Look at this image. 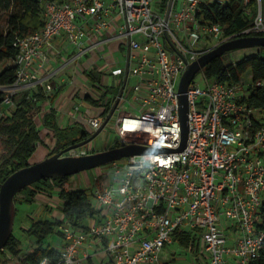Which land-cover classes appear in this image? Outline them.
Segmentation results:
<instances>
[{"label":"built area","instance_id":"obj_1","mask_svg":"<svg viewBox=\"0 0 264 264\" xmlns=\"http://www.w3.org/2000/svg\"><path fill=\"white\" fill-rule=\"evenodd\" d=\"M230 1L173 0L167 18L170 0H161L165 12L154 8L155 0H46L44 26L16 38L17 79L0 86L6 92L0 117L20 91L49 80L44 67L57 38L75 46L79 58L101 46L99 35L114 30L107 40L118 38L129 47L128 81L135 78L139 101H133L135 111L118 118V146L167 149L122 157L125 164L122 158L112 161L113 183H97L92 190L99 217L84 228L62 224L59 254L38 264H167L166 248L179 229L199 236L208 264H250L260 255L264 124L257 125L259 110L245 99L247 86L208 79L202 71L204 85L193 80L189 86V136L178 150L182 76L190 63L230 40L220 23L203 19L202 6ZM245 3L246 14L254 7L257 15L244 32L263 30V0ZM126 71L127 66L112 67L114 75ZM86 119L92 131L102 125L99 116ZM90 153L85 146L71 150L72 155ZM230 226L234 239L227 233Z\"/></svg>","mask_w":264,"mask_h":264},{"label":"trees","instance_id":"obj_2","mask_svg":"<svg viewBox=\"0 0 264 264\" xmlns=\"http://www.w3.org/2000/svg\"><path fill=\"white\" fill-rule=\"evenodd\" d=\"M45 1L0 0V66L8 63L0 71V86L10 85L16 81L17 66L12 63V60L19 50L14 44L15 40L20 35L29 34L44 26L42 6ZM245 10V0H231L225 5L219 2L204 4L201 14L206 21L220 23L224 27L225 35L230 39L247 35H264V29H251L244 32L253 25L257 15L254 7L252 15L246 14ZM254 47L252 54L246 55L236 62L226 63L223 55L212 60L201 71L205 73L208 79L239 82L246 85L249 93L245 99L250 106L259 110L256 123L261 125L264 124V84L259 85L258 83L264 82V46ZM249 70L252 71V76L246 83L243 80V75ZM87 77L93 82V85L101 89L100 70L96 67L92 68L87 71ZM39 85L20 91L14 96V104L4 106L5 114L0 117V139L5 148L0 156V189L2 183L12 173L32 164L31 157L36 152L38 145L44 143L40 123L53 132L56 140L54 147L50 148L47 156L89 138L94 132L83 123L86 128H83L81 135H71L70 130L77 125L62 126L54 108L43 114L41 120L38 121L37 115L46 108L45 101L56 99L58 95V93L53 96L49 95L45 87ZM108 91L101 95L95 91L94 95L88 94L86 96V99L93 105L103 107L99 114L103 121L107 118L117 99V95H114L112 100H108L105 104ZM5 95L6 92L0 90V105L4 104ZM69 177L54 176L41 179L31 186L25 187L16 195L15 203L17 213H19V203H32L38 199L40 194L50 196L54 188L61 187L59 197L63 201L64 216L61 219L33 217L28 227H20L22 234L13 231L6 247L0 251V264H3L7 259H16L18 264H38L44 257L57 256L60 246L48 242L47 238L55 232L61 234L58 226L69 222L77 228H84L89 223V219L99 217L100 212L93 200V194L91 195L84 189H68L66 182ZM21 194L22 196H20ZM261 214L263 218L261 226L264 227V206ZM24 237L30 240L28 245L25 244ZM175 239H179L186 245L199 247V236L189 230H177ZM167 264L169 263L167 262ZM250 264H264V246L260 255L254 258Z\"/></svg>","mask_w":264,"mask_h":264},{"label":"rangeland","instance_id":"obj_3","mask_svg":"<svg viewBox=\"0 0 264 264\" xmlns=\"http://www.w3.org/2000/svg\"><path fill=\"white\" fill-rule=\"evenodd\" d=\"M154 8L159 12H165V7L162 6L161 0H155L153 3ZM43 14V12H42ZM44 15V14H43ZM44 18V17H43ZM122 21V20H121ZM117 33L119 30L116 31ZM120 40L116 39L106 44L105 47L95 49L92 52L88 53L87 56H83L81 59L78 60V62L75 64L74 68H76L79 71H83L85 66H92L96 60V63L99 67L106 64L107 61L111 62L114 66L119 65L121 67H124L126 65V58L124 51L120 50L119 48ZM255 47H244V48H238L232 51L227 52L224 54V60L226 63L230 62H236L240 60L241 58L245 57L246 55H250L253 53ZM2 64L0 66V71L7 65ZM110 68L109 66L105 67V71L109 72ZM252 76V71L249 70L246 74L243 75V80L247 83ZM101 77L104 78L107 87L110 88V94L118 95L120 92V88L117 83L119 80L124 79V75L122 76H114L109 74H106L103 72L101 74ZM84 79V86L87 89H91V81ZM135 83V78L131 77L129 79V82L127 84L125 93H124V99L122 100V103L120 104V107L115 111L114 115L110 119V121L107 123L105 128L90 142L85 144L84 146L90 149L92 152H98L102 150H106L112 147L118 146L120 143V135L117 131V122L118 118L121 113L123 112H129V111H135L136 109L133 106L134 96H135V90L133 88V85ZM205 83V77L202 71H199L195 78H194V84L195 85H201L203 86ZM97 94H102L105 90L103 89H95ZM82 102V101H80ZM139 102V101H135ZM81 112L79 113L80 116H83V119L85 120L86 117L89 116H98L101 112V110H95L92 106H90L88 103H82L81 106ZM87 121V119H86ZM103 122V120H102ZM87 125V122L85 123ZM83 131V128L80 126L72 128L70 130V134L74 136L81 135ZM5 151L4 143L0 139V156ZM43 150L41 148L38 149L33 156L31 157L32 163L39 162L46 158V156H43ZM66 154H71L70 152H67ZM120 162L125 164V159H120ZM115 175L114 169L112 167V162L94 167L92 169L84 170L79 173L70 175L68 181L66 182V187L70 190L74 189H84L85 191L89 192L92 195L93 188L99 183L100 186H105L107 184L113 183V177ZM31 186V185H29ZM61 187L54 188V191L49 196L48 194H40L38 199H36L32 203H19V213L16 215L15 223H14V232L17 234H22L20 227H28L29 224L32 221L33 217L36 218H63V201L59 197ZM25 191V190H24ZM25 193V192H23ZM22 193V194H23ZM22 194L20 196H22ZM93 196V195H92ZM93 200L96 203V200L93 197ZM94 218L89 219V223H93ZM60 226H58V229ZM25 244L28 245L30 240L26 237H24ZM48 242H51L55 246H60L63 241V237L61 234H58L57 232L53 233L47 238ZM166 252H168L169 256V264H208L209 258H207V253L204 250L203 244H201L199 247L192 246V245H186L183 242H181L179 239H175V241L166 248ZM171 256L173 259H171ZM5 259V257H3ZM171 259V260H170ZM3 264H18L16 259H7Z\"/></svg>","mask_w":264,"mask_h":264},{"label":"water","instance_id":"obj_4","mask_svg":"<svg viewBox=\"0 0 264 264\" xmlns=\"http://www.w3.org/2000/svg\"><path fill=\"white\" fill-rule=\"evenodd\" d=\"M173 0H170L168 6L167 18L172 9ZM264 46V35H247L227 40L220 45L214 47L208 52L201 55L197 60L189 64L187 70L182 76L179 93H180V117L183 127V143L178 150L186 147L189 136V86L194 80L196 74L201 71L208 63L215 58L223 56L229 51L251 47ZM129 74V64L127 65L126 75L120 88L118 97L113 104L107 118L102 122L99 129L94 131L92 135L80 142L72 144L53 155L47 156L45 159L32 163L12 173L1 185L0 189V251L3 250L14 231V223L17 215L15 197L25 187L48 177H65L84 170L112 162L125 156L167 150L161 147H150L140 144H128L116 146L106 150L92 152L84 155L66 154L73 149L80 148L93 140L107 125L122 100L126 89Z\"/></svg>","mask_w":264,"mask_h":264},{"label":"crops","instance_id":"obj_5","mask_svg":"<svg viewBox=\"0 0 264 264\" xmlns=\"http://www.w3.org/2000/svg\"><path fill=\"white\" fill-rule=\"evenodd\" d=\"M113 32L114 30L110 32L105 31L103 32L102 35L98 36L99 40H104V42L101 44L99 48L105 47L107 43L118 39V38H114V39H111L110 41L107 40L110 37V35L113 34ZM119 40H120L119 48L125 53V58H126L125 66H127L128 65L127 56L130 53L129 47L121 39ZM90 52L92 51L86 52L83 56H87L88 53ZM76 54H77V48L71 45L65 39V37H59L55 40L54 48L50 51V54H49L50 55L49 61L46 63L44 67V74L49 77V80L43 84H40L39 86L45 87L49 95L53 96L56 93H58V95L56 99H53V100L48 99L45 101L44 104L46 105V108L37 115L38 121L41 120V117L43 116V114L48 112L51 108H54L57 111L58 121L60 122L62 126L67 127V126L77 125V127L81 126L82 128H86L85 126H83V123H86V119L84 120L83 116H80L79 114L81 112V108H80L81 104L83 102L88 103L95 110L97 109L101 111L103 110L102 106L101 107L95 106L86 99V96L88 94H91V95L95 94V91H96L95 89L97 88V86L93 85V82L90 80L92 84L91 85L92 88L87 89L84 86L83 78L88 80L87 71H90L92 68H95V67L101 71V74L105 72L106 74L110 73L111 75H114L112 73V67L114 65L111 62L107 61L106 64L99 67L96 63V60H97L96 59L92 66L90 67L85 66L83 71H79L76 68H74V66L78 62V60L81 59L83 56L78 58L76 57ZM106 66H109L110 68L109 72L105 71ZM117 66L119 65L117 64ZM122 75H124L125 77L126 73ZM122 75H114V76H122ZM101 81H102L100 83L101 89L105 90L104 92H107L108 90H110V88L107 87V84L104 78H102ZM49 84L52 86L51 89H49L48 87ZM122 84H119V82L117 83L119 87H121ZM113 96L114 95L110 94V91H108L107 97L109 98V100H112ZM121 103H122V100L120 104ZM39 125L41 128V134H42V139L44 143L39 144L37 150L38 149L41 150L42 148L43 156L47 157L50 151V148L54 147L56 140H55L53 132L50 129L43 127L41 123ZM227 233L230 235V237H232V239H234L236 236L235 227L230 226L229 228H227ZM171 259H173L172 256H171Z\"/></svg>","mask_w":264,"mask_h":264}]
</instances>
